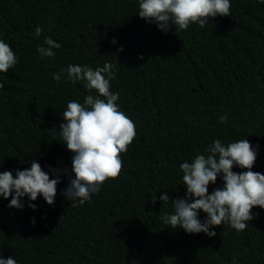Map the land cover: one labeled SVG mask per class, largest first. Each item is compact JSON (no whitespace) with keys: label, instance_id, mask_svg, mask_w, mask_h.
Instances as JSON below:
<instances>
[{"label":"trees","instance_id":"trees-1","mask_svg":"<svg viewBox=\"0 0 264 264\" xmlns=\"http://www.w3.org/2000/svg\"><path fill=\"white\" fill-rule=\"evenodd\" d=\"M137 11V0H0V39L18 56L0 73V172L15 176L35 159L45 171L74 175L72 152L52 131L67 102L89 94L64 78L69 64H115L111 90L136 132L118 176L83 205L61 194L63 172L52 205L38 195L33 210L25 196L18 209L0 198V255L19 264H264V209L253 206L244 230L215 225L208 237L166 225L171 200H159L165 191L184 196L179 164L206 154L214 138L257 146L252 170L264 174V3L230 0L229 15L177 32ZM44 36L60 44L52 57L36 52ZM222 185L217 177L208 191Z\"/></svg>","mask_w":264,"mask_h":264},{"label":"clouds","instance_id":"clouds-1","mask_svg":"<svg viewBox=\"0 0 264 264\" xmlns=\"http://www.w3.org/2000/svg\"><path fill=\"white\" fill-rule=\"evenodd\" d=\"M137 15L147 23L155 24L157 29L167 32L170 26L175 31L184 30L195 23L203 27L217 15H229L230 0H137ZM264 3V0H258ZM41 27L36 25L34 35L39 37ZM112 43H116L113 38ZM60 44L50 36H44L43 43L36 45V52L43 57H52L53 49ZM142 58V56L138 57ZM9 44L0 39V73H6L17 63ZM116 66L108 61L95 68L88 65L69 64L64 77L72 83L82 82L89 94L83 102L69 100L63 110V122L59 124V141L72 152L71 175L67 169L48 171L33 159L30 167L13 172H0V198L8 200V207L23 208L21 198L27 197L29 208L38 197L52 205L56 196V185L60 173L68 175V183L61 194L71 201L70 206L83 205L95 194L108 178H115L121 170L120 154L127 150L136 135L135 125L121 110L117 102L119 94L111 90L110 81L115 78ZM61 72H53L52 79L59 80ZM227 114L220 115L223 123ZM55 138V136L53 137ZM56 139V138H55ZM206 154L197 153L191 160L179 164L182 172V185L186 190L181 198H170L167 191L162 192L159 200L167 206L171 200V212L163 216L166 225L183 229L185 233H204L208 237L216 235L210 226L226 224L239 232L245 229L252 219L253 206L264 209V174L253 171L257 157V146L243 139L223 143L212 139L205 149ZM246 169L233 171V167ZM49 172L52 178H49ZM217 177L223 181L221 187L208 191L209 184H216ZM9 196H11L10 199ZM155 202V197L153 198ZM198 210L206 214L201 221ZM31 223H35L33 219ZM0 264H19L18 260L0 255ZM232 264H237L235 259Z\"/></svg>","mask_w":264,"mask_h":264}]
</instances>
